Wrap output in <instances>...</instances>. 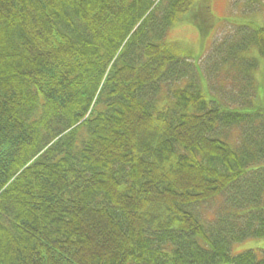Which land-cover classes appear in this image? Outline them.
Here are the masks:
<instances>
[{
  "label": "trees",
  "instance_id": "obj_1",
  "mask_svg": "<svg viewBox=\"0 0 264 264\" xmlns=\"http://www.w3.org/2000/svg\"><path fill=\"white\" fill-rule=\"evenodd\" d=\"M195 2L0 0V264H264V25Z\"/></svg>",
  "mask_w": 264,
  "mask_h": 264
},
{
  "label": "rangeland",
  "instance_id": "obj_2",
  "mask_svg": "<svg viewBox=\"0 0 264 264\" xmlns=\"http://www.w3.org/2000/svg\"><path fill=\"white\" fill-rule=\"evenodd\" d=\"M212 11L210 12V22L207 26H203L204 29H201L189 15L184 16L182 20L175 21L168 31L167 40L182 44L185 55L196 61L204 56L215 41L212 38L219 33L232 28L235 30L238 28L237 24L244 22H253L254 26L264 25V0H212ZM216 28L218 30L211 37V33ZM253 52L258 55L255 48H253ZM258 58L259 64L254 77L259 91H262L264 87V56ZM247 249H255L262 253L264 238H249L235 243L233 253L236 254Z\"/></svg>",
  "mask_w": 264,
  "mask_h": 264
}]
</instances>
